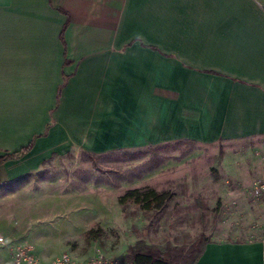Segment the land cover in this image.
<instances>
[{
  "label": "crops",
  "instance_id": "crops-1",
  "mask_svg": "<svg viewBox=\"0 0 264 264\" xmlns=\"http://www.w3.org/2000/svg\"><path fill=\"white\" fill-rule=\"evenodd\" d=\"M28 95H49L50 117L29 141L50 126L0 186L49 132L90 150L264 148V0H0V131ZM196 264H264V238L211 240Z\"/></svg>",
  "mask_w": 264,
  "mask_h": 264
},
{
  "label": "rangeland",
  "instance_id": "rangeland-1",
  "mask_svg": "<svg viewBox=\"0 0 264 264\" xmlns=\"http://www.w3.org/2000/svg\"><path fill=\"white\" fill-rule=\"evenodd\" d=\"M48 96L28 95L27 115L4 117L11 130L0 131V154L42 131L50 118ZM53 133L39 140L40 154L12 165L20 173L0 186V264H13L11 250L20 244L42 262L63 254L85 262L97 254L123 258L139 240L187 250L201 236L264 238V198L250 195L252 182L264 181V148L257 141L90 150L61 131ZM143 186L170 192L171 199L158 211L119 204L127 189ZM90 230L95 233L88 236Z\"/></svg>",
  "mask_w": 264,
  "mask_h": 264
},
{
  "label": "trees",
  "instance_id": "trees-1",
  "mask_svg": "<svg viewBox=\"0 0 264 264\" xmlns=\"http://www.w3.org/2000/svg\"><path fill=\"white\" fill-rule=\"evenodd\" d=\"M60 39L62 41V32L60 34ZM64 83L60 86H62ZM60 95H56L57 102ZM56 102V103H57ZM50 123L45 125V129L41 134L34 135L27 145L21 147L17 151L5 153L0 156V164L7 161H15L28 152L31 151L36 138L41 136H46L47 130ZM167 145H162L156 148H166ZM222 155V152H221ZM171 199L170 192H157L154 188L150 186H143L139 188L127 189L122 195L119 196L118 202L124 207L128 203L139 205L144 211H158L164 208L166 203ZM94 231L90 230L87 235L90 236ZM210 241L205 236H201L199 240L188 247L187 250H183L178 247H168L165 248L152 246L146 244L144 241L139 240L130 246L127 253L123 256V260L130 262L131 264H196L207 244Z\"/></svg>",
  "mask_w": 264,
  "mask_h": 264
},
{
  "label": "built area",
  "instance_id": "built-area-1",
  "mask_svg": "<svg viewBox=\"0 0 264 264\" xmlns=\"http://www.w3.org/2000/svg\"><path fill=\"white\" fill-rule=\"evenodd\" d=\"M250 195L253 199L264 198V181L254 180L250 188ZM3 238L0 237V243ZM13 264H131L122 258H108L102 254H97L85 262H78L68 254L51 260L50 262L40 261L34 254L31 247L20 244L11 250Z\"/></svg>",
  "mask_w": 264,
  "mask_h": 264
}]
</instances>
